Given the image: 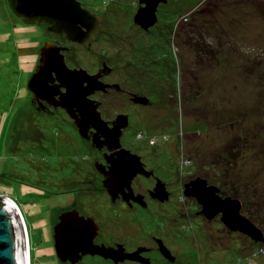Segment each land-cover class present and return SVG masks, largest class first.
Segmentation results:
<instances>
[{"label": "rangeland", "instance_id": "1", "mask_svg": "<svg viewBox=\"0 0 264 264\" xmlns=\"http://www.w3.org/2000/svg\"><path fill=\"white\" fill-rule=\"evenodd\" d=\"M97 1L104 7L109 2ZM212 1L202 15H192L191 44L181 43L175 29L170 45L156 37L136 39L137 31L127 25L135 0L113 1L110 21L116 25V45L111 52L120 57L114 64L126 70L131 64L130 70L159 84L151 90L154 105L130 109L134 125L126 142L147 161H159L157 172L169 180L172 194L169 202L147 204L145 210L113 203L98 189L81 196V202L104 233H118L128 242L143 231L171 238L177 264H264V242L229 230L221 214L207 220L201 204L184 195V183L191 177L207 178L222 196L240 199L242 213L264 232V0ZM10 11L8 1L0 0V16L7 18ZM4 41L0 196L24 217L31 263L55 264L47 230L63 202L59 191L91 177L96 152L62 118L39 126L44 136L35 139V130L24 119L48 117L19 107L27 101L32 49L18 39L20 58L13 59L10 43ZM136 129L147 131L145 143ZM141 184L147 188L150 183L142 179Z\"/></svg>", "mask_w": 264, "mask_h": 264}, {"label": "flooded vegetation", "instance_id": "2", "mask_svg": "<svg viewBox=\"0 0 264 264\" xmlns=\"http://www.w3.org/2000/svg\"><path fill=\"white\" fill-rule=\"evenodd\" d=\"M77 1L81 2L84 8L89 9L92 13L96 14L97 16H94L95 19L100 20L99 32L89 33L86 38L83 39L84 42L70 40L66 34H61L51 29L49 24L26 22L16 16L11 8L7 18L0 16V37L3 39H0V45L2 44V41H4L3 37H6L7 39L4 43H10L14 56L13 59L20 58L18 51L19 45L17 44L18 39L26 40L27 44L32 49V52L30 53V76L28 77L25 88V92H27V101L19 107L22 109L24 108L23 106H26L36 115H45L48 117V119H38L32 118L29 115L30 117L24 119V125L29 128L32 127V131L35 130L33 131L36 133L35 139H42V136L44 135L39 126L45 128V125L50 123L51 120H54L52 118H62L72 126L73 132L77 134L79 140H82L85 144L93 147L91 140H87L80 135L77 121L82 119V124L86 125L85 127L87 128L86 134L92 139L94 133L97 132L94 127L99 124L96 119L91 118L92 114L89 111H80L78 105L73 108L76 110V112L74 111V115L78 117L75 119V117L67 112V109L61 106L62 101L59 97L61 91L65 92L66 88L59 87L60 80L58 72L62 68L60 62L63 59L70 71L71 69L78 71L81 70V72H78L80 77L78 76L79 79L76 82L80 85L83 94L87 93V96H84L85 105L89 107L95 106L96 110L99 111L101 118L108 126V128L105 127L106 134L110 132L109 127H113L115 119L122 117L123 124H126L128 121V126L122 131V146L139 154L136 149L129 146L126 142L127 133L134 125V115L130 109L138 110L139 108L154 105L156 99L153 97L154 95H152L153 92L151 90H157L159 84L157 85L149 80L146 81L143 77V72L130 70L132 68L131 64L129 65L130 68H127V70L114 64L116 58H118L117 61L120 59L119 55L114 56L111 52L112 47L116 45V34L113 32L116 25L110 21V12H112L114 0H109L106 7L100 4L97 0H93L92 2L91 0ZM147 1L148 0H135L132 12L127 13L129 16V22L127 25L137 31V36L133 35L136 39L138 37L139 39L154 37V39L158 38L164 45H170L169 43L171 41L169 39L174 38L175 29L179 30L178 33L181 43L191 44L193 40L191 32L194 26L192 15H202L203 12L208 9L207 4L210 2L214 3L212 0H198L197 2H194V0H158L156 1L157 21L154 25L146 28L141 24L136 23L135 15L139 9L147 5ZM192 7L194 8L192 9ZM262 10L264 14V9ZM148 21H144L143 24H146ZM172 31H174V34L171 33ZM103 46H106L107 49L104 51L97 50L98 47ZM41 62L46 70L43 79H46V88L50 90H38L37 93L39 95L38 97H35L37 94H34L28 83L32 74ZM51 70L52 72L50 73L49 71ZM69 73L74 74L72 72ZM96 77L100 80L99 86V81H97ZM132 82H136L135 87L130 86ZM162 89H164V85ZM52 91L53 93L57 92V95L53 96ZM139 96L146 97L148 101L146 102L143 98L139 100ZM17 111H19V109ZM17 122L20 123V120L18 119ZM135 132L138 139L145 143L143 138L147 137L145 136L147 131L136 129ZM29 135L30 134L28 133L26 136ZM101 139L103 138H100V140ZM94 151L96 152V156L92 164L91 177L86 178L83 182H75V184L66 186L59 191L63 194V202L50 223L51 227L47 230L50 248L53 249L51 254L54 257L53 261L55 264H177L176 261L179 260V255L176 254L171 246V238L164 237L155 232L152 233L149 231V233L148 231H145L144 233L143 231L142 233L145 235L142 233L136 234V236H138L137 238L135 234H133L132 241H124L117 235L118 233H104L102 225L97 222L94 217L93 218L100 226V230L96 237H94L93 241L96 245L110 247V251L102 249L100 253L83 254L82 249H79V253H72L74 255H70L68 250L67 252L61 249L63 253L62 255L57 252L54 238V227L58 223L60 215L64 212L78 211L79 214L83 215L85 218L92 217L85 211V205L81 202V196L86 193L88 195L95 191V189H98L99 191L105 192L109 196L111 202L119 203L130 210H145L148 208L147 204L150 205L151 203H154L160 206L170 200L172 194L170 192L171 183L169 180L161 177L157 172V168L160 167L158 164L159 161H155L154 157L152 160L147 161L144 159L145 155L139 154L145 168L148 171H151V174L149 176L138 174L132 182V187L135 195L142 194L144 198L142 199V197H138L136 199L131 198L130 200H127L128 195L120 193L115 201H113L108 191L102 188L104 174L109 169L105 157L111 152L107 150V147L102 149L94 148ZM196 177H191L189 181ZM142 179L149 181L150 184L147 188L142 187ZM158 181L164 183L165 191L170 193L168 200L162 201L152 194V190L155 188ZM186 183H184V188ZM204 217L206 218V216ZM60 247H62V244H60ZM112 248H114V250ZM137 250H140L139 254L136 252ZM29 264H32L30 255Z\"/></svg>", "mask_w": 264, "mask_h": 264}, {"label": "water", "instance_id": "3", "mask_svg": "<svg viewBox=\"0 0 264 264\" xmlns=\"http://www.w3.org/2000/svg\"><path fill=\"white\" fill-rule=\"evenodd\" d=\"M14 14L26 22H38L49 24L51 29L61 34H66L72 41L84 42L83 39L89 33L99 32L100 20L94 18L97 16L89 9L82 6L77 0H7ZM158 0H148L147 5L139 9L135 15L136 23L148 28L157 21L156 9ZM153 2V3H152ZM149 20V21H148ZM144 21H148L143 24ZM61 70L58 72L60 84L59 87H65L66 91L62 92L60 99L62 107L67 109L71 116L74 115V106L79 107L80 111L87 110L92 114L93 119L99 123L95 125L97 132L94 133L92 139L86 134V125L82 124V119L77 121L80 135L87 140H91L93 148L102 149L107 147L109 153L106 156L109 169L104 174L102 188L107 190L113 201L120 193L127 194V200L138 197L144 198L142 194H134L132 182L138 174L150 175L141 156L132 150L122 146L121 136L124 128L128 126V121L123 124V118L118 117L113 122V127H109L110 138L106 136V123L100 116L96 107L86 106L84 96L80 85L77 84L78 72L81 70H73L67 67L66 63L61 60ZM45 68L42 62L37 66L35 72L29 80V87L32 88L35 97H38L37 91H49L46 88ZM50 73L52 72L49 71ZM72 72L74 74H70ZM77 72V73H76ZM86 72V71H84ZM80 77V76H79ZM98 86L100 80L98 77ZM42 80V83H41ZM59 94V93H58ZM52 95L57 92L52 91ZM83 95V96H82ZM83 97V98H82ZM148 99L139 96V100ZM127 117V115H126ZM125 117V118H126ZM81 122V123H80ZM100 138H103L100 140ZM122 152V153H121ZM158 181L152 194L162 201L168 200L170 193L165 191L164 183ZM184 195L187 197H195L202 206L201 213L208 220H212L221 214L222 223L231 231H239L245 234L254 242H264V232L249 217L242 213V202L240 199L232 196H222L220 189L208 183V180L202 177H196L185 184ZM4 202L0 205V264H29L27 262V249L25 236L24 217L19 213L14 203L0 196ZM100 226L93 217L85 218L78 211L64 212L60 215L58 223L54 227V238L57 252L62 255V250L72 253H79L82 249L83 254L100 253L102 249L110 251V247L96 245L93 241L94 237L99 233ZM62 244V247H60ZM62 249V250H61ZM114 250V248H112ZM67 251V252H68ZM138 254L140 250L136 251ZM73 257V256H72Z\"/></svg>", "mask_w": 264, "mask_h": 264}, {"label": "bare ground", "instance_id": "4", "mask_svg": "<svg viewBox=\"0 0 264 264\" xmlns=\"http://www.w3.org/2000/svg\"><path fill=\"white\" fill-rule=\"evenodd\" d=\"M107 137H111L109 134H106ZM25 226V231H26V225ZM26 233V232H25ZM26 251H27V255H28V258H29V249H30V237H29V234H27V242H26ZM29 247V248H28ZM27 258V262L29 263V259Z\"/></svg>", "mask_w": 264, "mask_h": 264}, {"label": "trees", "instance_id": "5", "mask_svg": "<svg viewBox=\"0 0 264 264\" xmlns=\"http://www.w3.org/2000/svg\"><path fill=\"white\" fill-rule=\"evenodd\" d=\"M3 202H4V201H3L2 199H0V205H2V204H3Z\"/></svg>", "mask_w": 264, "mask_h": 264}]
</instances>
